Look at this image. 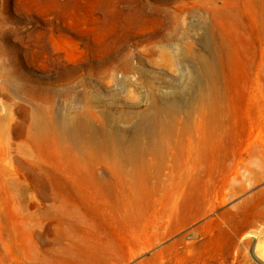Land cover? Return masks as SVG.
Masks as SVG:
<instances>
[{
	"label": "rangeland",
	"instance_id": "1",
	"mask_svg": "<svg viewBox=\"0 0 264 264\" xmlns=\"http://www.w3.org/2000/svg\"><path fill=\"white\" fill-rule=\"evenodd\" d=\"M0 264H264V0H0Z\"/></svg>",
	"mask_w": 264,
	"mask_h": 264
},
{
	"label": "bare ground",
	"instance_id": "2",
	"mask_svg": "<svg viewBox=\"0 0 264 264\" xmlns=\"http://www.w3.org/2000/svg\"><path fill=\"white\" fill-rule=\"evenodd\" d=\"M210 102H213V103H216V100H212ZM152 108H153V113H149V114H145L144 118L147 119V120H150L153 116L156 118V119H159L161 120V115H162V108L159 107L156 103H153L152 104ZM211 117H216V116H211ZM144 130L146 131H150L151 128H150V125L147 126ZM192 148V144L191 142L189 141L186 145V149L187 151L189 152V150Z\"/></svg>",
	"mask_w": 264,
	"mask_h": 264
}]
</instances>
